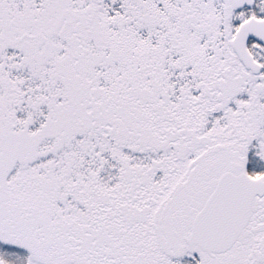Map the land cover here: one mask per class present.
Returning <instances> with one entry per match:
<instances>
[{
  "label": "snow or ice",
  "instance_id": "obj_1",
  "mask_svg": "<svg viewBox=\"0 0 264 264\" xmlns=\"http://www.w3.org/2000/svg\"><path fill=\"white\" fill-rule=\"evenodd\" d=\"M0 264H264V0H0Z\"/></svg>",
  "mask_w": 264,
  "mask_h": 264
}]
</instances>
